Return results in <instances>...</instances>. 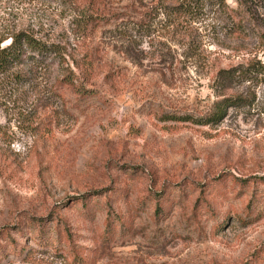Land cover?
<instances>
[{
	"label": "rangeland",
	"instance_id": "374dc122",
	"mask_svg": "<svg viewBox=\"0 0 264 264\" xmlns=\"http://www.w3.org/2000/svg\"><path fill=\"white\" fill-rule=\"evenodd\" d=\"M17 32L68 65L0 75V264H264V0H0Z\"/></svg>",
	"mask_w": 264,
	"mask_h": 264
},
{
	"label": "trees",
	"instance_id": "16d2710c",
	"mask_svg": "<svg viewBox=\"0 0 264 264\" xmlns=\"http://www.w3.org/2000/svg\"><path fill=\"white\" fill-rule=\"evenodd\" d=\"M179 10V9H178ZM260 59H254L244 72L239 73V76H245V78H252L256 74L264 77V34H261L258 38ZM64 48L56 44H45L40 40L33 38L25 32H17L10 36V42L6 46L0 47V75L8 72L16 66L23 65L25 61L38 62L44 61L49 55H53L55 59H58L62 65H68L64 55ZM75 63V62H74ZM77 69H80L78 66ZM236 74L230 71H219L215 78L214 83L219 84L221 81H229L235 77ZM77 77L69 67L64 68V76L62 84H65L76 92L79 89L77 84ZM239 99L236 98H222L215 102L209 112L197 120L196 123L200 125L214 126L219 124L227 115V110L230 107L238 106ZM168 120L182 121L180 117H170Z\"/></svg>",
	"mask_w": 264,
	"mask_h": 264
}]
</instances>
